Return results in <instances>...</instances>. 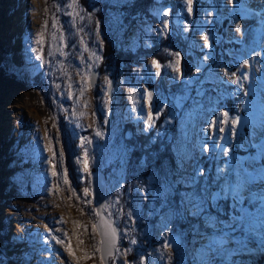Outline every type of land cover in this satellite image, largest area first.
<instances>
[{
	"label": "rangeland",
	"instance_id": "374dc122",
	"mask_svg": "<svg viewBox=\"0 0 264 264\" xmlns=\"http://www.w3.org/2000/svg\"><path fill=\"white\" fill-rule=\"evenodd\" d=\"M42 1L40 30L29 36L19 14L29 2L0 0V264H62L59 254L43 248L49 244L65 251L54 239L61 231L67 232L63 240L77 257L82 255L73 237L77 231L84 234V249L99 242L89 215L94 202L83 203L93 201L92 192L87 198L82 195L84 187L91 191L85 162L90 172L103 174L119 247L131 249L115 264H139L141 257L144 264H264V251L254 239H249L248 250L238 251L241 233L228 227L231 198L212 199L229 186L241 185L245 201L236 205V214L240 207L247 209L258 228L264 197V0H200L203 6L197 14L195 0L192 13L182 0L175 13L167 4L178 0H151L143 11L131 14L129 26L123 7L133 0H79L84 9L80 16L66 15L73 11L67 7L71 0ZM163 11L170 15H157ZM16 14L22 25L11 45L19 48L22 66L14 62L15 55H8L10 47L2 40L15 31ZM7 18L14 20L12 30ZM164 19L168 28L159 34ZM177 37L185 41L181 51L191 62L187 73L181 68L180 50L157 43ZM173 53H179L178 64ZM154 59L161 65L159 75L151 65ZM246 60L248 66L241 67ZM237 77L239 83L234 82ZM117 102L123 105L124 119L116 115ZM150 108L152 126L147 122ZM225 111L229 118H240L235 135L230 124L224 132L219 125L210 127ZM17 113L20 120L13 123ZM17 130L26 131L18 141ZM97 130L103 135L97 136ZM29 141L32 147H25ZM49 146L57 152L55 159ZM54 165L58 177L52 174ZM65 171L69 184L63 183ZM73 188L80 200L73 197ZM39 199L53 207L42 209ZM197 202L205 211L197 210ZM43 215L52 220L55 235H45L49 227ZM69 215L88 230L71 223ZM170 233L182 239L178 251L165 247ZM89 234L97 238L92 244ZM132 239L137 243L131 244ZM89 264H99L98 254Z\"/></svg>",
	"mask_w": 264,
	"mask_h": 264
},
{
	"label": "snow or ice",
	"instance_id": "6c2138e0",
	"mask_svg": "<svg viewBox=\"0 0 264 264\" xmlns=\"http://www.w3.org/2000/svg\"><path fill=\"white\" fill-rule=\"evenodd\" d=\"M231 2V0H229ZM182 3H184L187 7V12L192 13L193 11V0H182ZM53 8H55L57 11L60 10V6L57 4L52 5ZM68 8H71L73 11L72 12H67L66 15L69 16H80V12L83 11L84 9L81 8L79 4V0H71L69 4H67ZM49 10L46 8L45 12L47 13ZM157 15H162V17H168L170 15L169 11H163L162 13H157ZM82 18V17H81ZM99 23V22H97ZM58 21L55 16L52 17V27L55 29L57 28ZM48 26V21L45 20L44 22V27L47 28ZM187 27V25H185ZM168 28V21L164 19L162 21V27L159 29V34H165L166 30ZM236 30H240V25H236ZM55 33L53 34V39H55ZM60 39L63 40V35L60 36ZM205 43L208 42L209 37L205 35L203 37ZM39 42V41H38ZM87 50V49H86ZM57 51H61L59 48H57ZM63 54V53H62ZM49 55H52L50 52ZM172 55H175L177 57L176 64L179 63V53H173ZM93 56L96 60H100L101 58L99 56H96L95 53H93ZM151 65L153 68L157 69L156 74L159 75V68L161 65L157 60H152ZM248 66V61H244V64L241 67H247ZM168 67L173 68L174 71H178L179 69L175 67L173 64H169ZM239 71V68L237 69ZM227 74V73H226ZM90 74L85 73V76H88ZM232 76H235L236 73L232 72ZM83 79V77H82ZM109 87L111 86V81L107 80V77L105 78ZM243 79H248V77L245 75ZM240 78L237 77L236 83H239ZM59 87V85H57ZM85 91V87L82 86L80 89V94L83 95ZM147 97L149 98V101L151 100L152 97V92H147ZM135 102V101H134ZM86 106V105H85ZM160 113V109L157 108L156 110V118H158ZM80 116H83L84 113L81 112L79 113ZM222 119H217L213 118V120L210 123V127L216 128L218 125V130L219 132H224L225 131V125H231V128L229 129L231 135H235V129L236 126L240 122V118L238 116L229 118V113L227 111L223 112L220 114ZM106 122V121H105ZM148 124L149 126H152L154 123V118L152 115V110L151 108L149 109L148 113ZM97 136H102L103 134L97 130L96 131ZM87 140V138H85ZM222 139H227V137H222ZM88 143H91L90 140H87ZM217 147H221L222 145H217ZM49 150L52 151L53 158L55 159L57 156V152L49 146ZM85 156H87V151H85ZM60 160H63V152L61 151L59 153ZM51 163V161H49ZM79 162V161H78ZM53 176L58 177L61 175V173L57 172L55 170V165L53 166ZM84 171L88 173V175H91V172L88 167V163L85 162L84 166ZM264 178V177H262ZM63 183L64 184H69V181L67 179V174L66 171L63 173ZM55 187V186H54ZM72 191V195L76 200H80L81 196L77 195L76 190L70 189ZM91 194L90 188L89 187H84L82 189V195L83 197L87 198ZM231 198L233 204H232V210H233V215L231 216V223L228 225L230 231L232 233H235L237 230L240 231L241 235L238 238V251L241 250H248V242L249 239H254L260 249L264 251V197L260 198V203L262 205L260 211H261V217H260V222L258 228L251 223V221L248 219L250 216V213L247 209L240 207L238 214H236V205H242L245 201V197L243 195L242 191V186L241 185H235V186H229L227 189L222 190V193L216 194L212 199L219 200V199H228ZM83 203L91 205L93 201L91 199H84ZM197 207V210L200 212L205 211V208L203 207V204L200 202H197L195 205ZM112 207L111 203L105 202L103 204H100L96 207H93L91 209V212L89 215L94 218V222L92 223V233L94 234L95 232L99 231L100 233V240L99 242H94L92 245V251L89 252L87 249H84L82 247L84 241L80 239L79 234L77 236V243L78 245L81 246L80 251L82 253L81 256L77 257L75 251L71 247L70 244H66L63 239L60 237H54L55 241L57 244H62L64 246L65 251L68 253L69 256L75 258L76 264H80L81 260H94L97 257L98 254V259H99V264H115V261L117 260L118 257H123L127 255L128 252L131 251V249H125L121 250L119 247L118 241H119V236L116 227L114 226L115 221L111 218L112 217V212L109 211V209ZM83 211V209H82ZM106 213V215H105ZM131 215V213H129ZM63 221V218L61 217V222ZM219 222V221H217ZM75 224L79 225V227L84 228L85 231H87V226L83 225L80 221H74ZM51 231V230H49ZM65 236H67V232L64 233ZM94 239V236L92 237ZM131 244H136L137 241L135 239H132L130 241ZM218 243V242H217ZM167 248L168 245H165ZM125 264H128V262H125ZM139 264H144V258H140Z\"/></svg>",
	"mask_w": 264,
	"mask_h": 264
},
{
	"label": "bare ground",
	"instance_id": "6f19581e",
	"mask_svg": "<svg viewBox=\"0 0 264 264\" xmlns=\"http://www.w3.org/2000/svg\"><path fill=\"white\" fill-rule=\"evenodd\" d=\"M9 1V3H11L13 0H8ZM27 2H29V4H28V6H27V8L25 7V9L23 10L22 8H20V12L18 11V9H17V11L19 12V14H22L23 15V24H24V27L25 28H27L28 30H29V36H34L35 34H37L38 33V31L40 30V25H41V22H40V12H42V7H44V1H42V0H27ZM10 5V4H9ZM15 10V9H14ZM6 15V14H5ZM17 15V14H16ZM19 15H17V18L15 19L16 20V24H14L15 26V31H13V33H12V31L10 32V33H8V34H6V35H4V36H2L3 38H2V40H3V42L5 43L4 45H5V47H7L8 48V46L10 47V50L11 51H9V53H8V55L9 56H11L12 57V55H15V57H16V59L14 58V62L17 64V65H24V61H22V59H20L19 57H18V53H19V48L17 47H14L13 45H11V43H12V41H15L16 40V38H17V34H19L20 33V25H22V24H20V22H21V20L19 19V17H18ZM0 17H1V21H0V23H2V20H3V17H2V10H0ZM239 18H240V16H239ZM7 20V22H9L8 23V26H9V30H12V27H11V25L10 24H12V22L14 21L12 18H7L6 19ZM4 21V20H3ZM9 38V39H8ZM8 40L9 41H11V42H8ZM8 45V46H7ZM9 50V49H8ZM14 57V56H13ZM16 60V61H15ZM87 60H88V58H87ZM87 62V61H86ZM97 93V92H96ZM112 99H113V97H111V99H110V101H109V103H108V105H109V107L113 104V102H112ZM96 100H99V104L100 103H102V98H101V96H99V99H96ZM68 102V101H67ZM70 102V101H69ZM75 104H78V99L76 98V100H75ZM16 108V107H15ZM17 110H18V108H16ZM16 109H14L13 110V112L16 110ZM124 108H123V105L120 103V102H117V105H115L114 104V110H115V112H116V115H118L119 116V118H121V119H124V110H123ZM20 115V114H19ZM19 115H18V113L15 115V116H13V117H11V119H13V123H17L19 120H20V117H19ZM22 119V118H21ZM23 124H34V123H31V122H29L28 120H24V122H23ZM26 126V125H25ZM20 129V128H19ZM25 134H26V131H22V130H17V135H16V141H18V139L20 138V137H24L25 136ZM3 138L4 139H8V137L5 135V137L3 136ZM18 145V142L16 143V146ZM25 147H32V143L29 141V142H27V144H25L24 145ZM14 147L15 146H13V150H14ZM16 148V147H15ZM18 150H15V153L17 154V153H19V152H17ZM11 157H13V156H11ZM10 157V158H11ZM38 202H41V203H39V204H41V208L42 209H47V208H52L53 207V204L52 203H42V199H39V201ZM33 210V208L31 207V208H29V209H27V211H32ZM70 216V215H69ZM10 217H12V215L11 216H9V218ZM42 218L45 220V221H47V223H48V227L49 228H47V230L44 232L45 233V235L46 236H48V235H50V234H54L55 233V231H54V224L52 223V220H50L49 218H48V216H45V215H43L42 216ZM69 219H70V222L72 223H74V221H78V218H74V217H72V216H70L69 217ZM58 224H64L63 222H60V223H58ZM64 226V225H63ZM65 227V226H64ZM44 229V228H43ZM49 230H51V231H49ZM25 231H26V229L24 230L22 227L20 228V232H21V234H24L25 233ZM64 233H65V231H61V232H59L58 233V236L60 237V238H64L65 237V235H64ZM81 233V232H80ZM55 235V234H54ZM83 233H81V235L79 234V237L81 238V237H83ZM77 236H78V231L73 235V237L74 238H76L77 239ZM94 235L93 234H89L88 235V241H91L90 243L92 244V241H93V237ZM94 238H95V240H97V238H96V236H94ZM209 243V242H208ZM68 244H70V243H68ZM90 244V245H91ZM211 243H209V245H210ZM213 244V243H212ZM71 245V244H70ZM204 245V244H203ZM43 246V245H42ZM92 246V245H91ZM91 246H90V248L89 249H87L89 252H91L92 251V248H91ZM210 246H212V245H210ZM71 247L73 248V250H74V247L71 245ZM83 247V246H82ZM204 247H206L205 245H204ZM43 248L44 249H48V251H49V253H51V254H54V253H57V254H59V257H60V263H62V264H76V260H75V258H73V257H71V256H69L68 255V253L66 252V251H63V249L62 248H60L59 246H50L49 244H46V245H44L43 246ZM80 248H81V246H80ZM65 250V249H64ZM75 251V250H74ZM62 257H61V256ZM49 256V255H48ZM50 257V256H49ZM48 257V259H50ZM16 260L18 261V257H16ZM50 260H45V261H38L37 262V264H47L48 262H49ZM84 261V260H83ZM82 262V260L80 261V264H82L81 263ZM89 262H90V260H88V264H89Z\"/></svg>",
	"mask_w": 264,
	"mask_h": 264
},
{
	"label": "trees",
	"instance_id": "16d2710c",
	"mask_svg": "<svg viewBox=\"0 0 264 264\" xmlns=\"http://www.w3.org/2000/svg\"><path fill=\"white\" fill-rule=\"evenodd\" d=\"M151 3V0H133L129 5L127 6H124L123 7V11H124V18L125 19V24L128 23V26L132 24L133 20L130 18L131 14L132 13H139L141 11H143L149 4ZM168 7L171 9L172 8V11L175 13L179 8H180V1L178 0L177 2H174V3H168L167 4ZM203 6V2L200 1V0H195V8H196V11H195V14H197L198 12H200L201 8ZM162 42H168L169 44H171L174 48H178V50H180L181 52V68L183 69L184 68V71L185 73H187L189 71V69L191 68V62L188 61V57L186 55L183 54V52L181 51L185 45H184V42L179 38H174L172 40H163V41H159L157 42L158 45ZM108 48V44H107V47ZM112 55L109 54V52H105L104 55L106 57H108L109 55L111 56H117V58L119 59L120 58V53L118 52H114V51H111ZM236 151H239V150H236ZM155 153V152H154ZM244 152L242 151H239V154H243ZM165 155L166 157H169L168 153L166 154H163ZM138 156V154H137Z\"/></svg>",
	"mask_w": 264,
	"mask_h": 264
},
{
	"label": "water",
	"instance_id": "95a60500",
	"mask_svg": "<svg viewBox=\"0 0 264 264\" xmlns=\"http://www.w3.org/2000/svg\"><path fill=\"white\" fill-rule=\"evenodd\" d=\"M90 183L92 198L95 207L105 203V181L103 174L97 171H92L90 175ZM114 226L116 227L119 236V230L116 224H114ZM97 232L100 237L99 231ZM165 244L168 245V247H170L171 249H173V251H178L182 246V239L178 235L170 233L165 240Z\"/></svg>",
	"mask_w": 264,
	"mask_h": 264
}]
</instances>
